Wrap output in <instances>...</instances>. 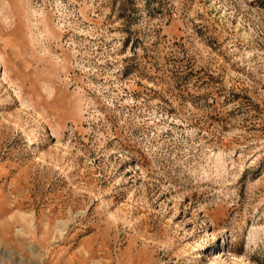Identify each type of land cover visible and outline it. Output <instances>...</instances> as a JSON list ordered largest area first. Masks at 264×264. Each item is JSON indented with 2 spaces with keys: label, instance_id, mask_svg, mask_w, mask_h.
I'll return each instance as SVG.
<instances>
[{
  "label": "rangeland",
  "instance_id": "obj_1",
  "mask_svg": "<svg viewBox=\"0 0 264 264\" xmlns=\"http://www.w3.org/2000/svg\"><path fill=\"white\" fill-rule=\"evenodd\" d=\"M0 113V264H264V0H0Z\"/></svg>",
  "mask_w": 264,
  "mask_h": 264
},
{
  "label": "bare ground",
  "instance_id": "obj_2",
  "mask_svg": "<svg viewBox=\"0 0 264 264\" xmlns=\"http://www.w3.org/2000/svg\"><path fill=\"white\" fill-rule=\"evenodd\" d=\"M0 114H1V113H0ZM29 140L32 141L33 138L30 136ZM35 144H36V142H35ZM36 149H37V144L35 145V150H36Z\"/></svg>",
  "mask_w": 264,
  "mask_h": 264
}]
</instances>
